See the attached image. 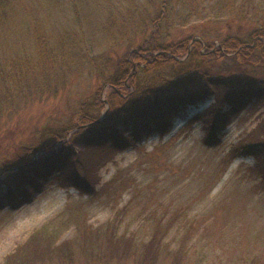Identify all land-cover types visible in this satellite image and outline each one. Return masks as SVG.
<instances>
[{
    "label": "rangeland",
    "instance_id": "rangeland-1",
    "mask_svg": "<svg viewBox=\"0 0 264 264\" xmlns=\"http://www.w3.org/2000/svg\"><path fill=\"white\" fill-rule=\"evenodd\" d=\"M84 1L85 7L90 4L89 17L94 18L89 28L84 22L87 33L83 43L90 49L93 63L77 57L59 78L56 94L21 95L1 107V165L8 164L21 145L40 144L45 127L68 124L94 89L96 75L104 81L113 74L118 59L149 36L151 18L166 7L164 0H144L137 8L133 3L121 11L104 10L96 8L97 0ZM13 8L9 25L18 30L29 48L34 16L44 18L56 34L62 28L79 40L81 25L74 19L69 0H16ZM170 8L167 40L178 42L189 37L191 41L201 39L205 45H219L229 34L247 38L264 17V0H172ZM106 26L112 30L108 32ZM75 52L70 51L71 57ZM212 67L226 75L246 72L264 77V63L253 65L233 57L215 61ZM215 100L211 95L188 105L173 119L168 133L145 137L126 149L77 147L75 158L82 163H104L97 173L98 192L83 193L55 179L31 202L0 209V264L45 226L56 234L54 245L70 244L63 250L71 249L72 255L65 258L54 248L29 264H264L263 167L252 155L228 157L233 146L245 141L261 123L259 138H264V104L247 106L219 132V142L209 144L205 121L193 119L203 116ZM108 108L105 106L103 115ZM228 108L226 104L223 110ZM161 216L171 221L170 229L161 248L149 252L154 217ZM110 222L117 225V235H132L141 248L126 253L120 246L111 252L104 234L90 240L86 227L96 229ZM180 250H186L187 255L173 261L174 253Z\"/></svg>",
    "mask_w": 264,
    "mask_h": 264
},
{
    "label": "trees",
    "instance_id": "trees-1",
    "mask_svg": "<svg viewBox=\"0 0 264 264\" xmlns=\"http://www.w3.org/2000/svg\"><path fill=\"white\" fill-rule=\"evenodd\" d=\"M15 1L0 0V109L21 95L28 98L29 94L46 91L56 94L59 78L65 75L67 66L77 62V57L93 63L90 49L83 44L87 33L84 22L89 28L94 20L87 12L90 4L85 7L84 0H69L74 19L81 25L79 40L73 39V35L69 36L62 28L56 34L49 30L44 18L34 16L32 29L29 28L33 33V38L29 37V48L18 36V30L9 25ZM94 3L99 9L121 11L125 7L129 9L133 3L137 8L144 0H97ZM164 3L166 7L158 9L150 20L152 30L149 36L143 38L137 47H129L118 59L114 73L104 81L96 75L94 89L80 103L68 124L45 127L40 144L21 145L17 151L14 150L13 153L18 154L8 159V164H0L3 172V178L0 177V209L7 205L19 208L31 202L37 192L55 179L63 186L74 185L83 193H97V173L104 163H82L75 158L77 147L123 150L145 137L164 135L170 131L173 119L181 110L211 95H215V102L203 116L193 120L203 118L207 128L206 141L215 144L219 142V132L233 117L247 106L264 104V77L246 72L226 75L212 67L215 61L228 57L248 64H263L264 17L258 19L247 38L229 34L219 45H205L201 39L191 41L189 37L174 42L167 40L171 33L167 11L171 10L172 0H164ZM91 6L94 7L93 4ZM111 18L108 15L109 21H113ZM109 27L106 26L107 29ZM110 30L112 27L108 32ZM72 50H76V54L71 57ZM106 84L107 90L104 91ZM226 104L229 108L223 110ZM105 106L109 108L103 115ZM258 128L240 145L233 146L228 157L234 159L241 154L256 157L263 167L264 178V138H259ZM35 153L39 154L33 159ZM164 217H154L149 252L161 248L163 236L170 229L171 221H165ZM114 224L110 222L96 229L86 227L85 231L89 233L90 240H97L104 234L111 252L120 246L126 253L141 248L132 235H117V225ZM55 235L48 226L42 227L9 253L3 264H29L39 258L37 255L54 248L65 258L71 257V249L63 250L65 246L70 248V244L55 246ZM185 251L175 252L173 261L183 260L187 255Z\"/></svg>",
    "mask_w": 264,
    "mask_h": 264
}]
</instances>
